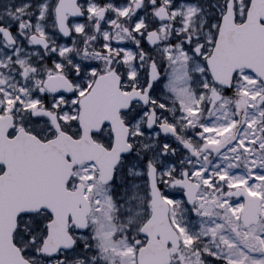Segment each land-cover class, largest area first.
Here are the masks:
<instances>
[{
  "label": "snow or ice",
  "instance_id": "snow-or-ice-1",
  "mask_svg": "<svg viewBox=\"0 0 264 264\" xmlns=\"http://www.w3.org/2000/svg\"><path fill=\"white\" fill-rule=\"evenodd\" d=\"M0 264H264V0H0Z\"/></svg>",
  "mask_w": 264,
  "mask_h": 264
}]
</instances>
